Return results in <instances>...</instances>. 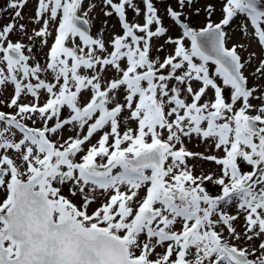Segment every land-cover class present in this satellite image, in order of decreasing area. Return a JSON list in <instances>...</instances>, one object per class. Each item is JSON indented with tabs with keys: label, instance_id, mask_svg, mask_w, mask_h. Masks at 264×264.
<instances>
[{
	"label": "snow or ice",
	"instance_id": "snow-or-ice-1",
	"mask_svg": "<svg viewBox=\"0 0 264 264\" xmlns=\"http://www.w3.org/2000/svg\"><path fill=\"white\" fill-rule=\"evenodd\" d=\"M29 3L0 8V264H264V0Z\"/></svg>",
	"mask_w": 264,
	"mask_h": 264
},
{
	"label": "rangeland",
	"instance_id": "rangeland-1",
	"mask_svg": "<svg viewBox=\"0 0 264 264\" xmlns=\"http://www.w3.org/2000/svg\"><path fill=\"white\" fill-rule=\"evenodd\" d=\"M7 4V0H0V8L2 7H5ZM161 7V10L162 9V6L161 5H158ZM34 7H35V0H30V3L26 6V8L24 9V15H25V18H28L29 16L32 15V12L34 10ZM142 7V5H141ZM96 27H100L101 24H102V21H104L105 19L108 20L109 22V27L111 28V26L116 22L114 18H107V17H104L103 16V13L101 12L100 8H97L96 9ZM129 18L132 19V13L129 12ZM8 19H9V14L8 13H4L3 14V18L0 19V23H7L8 22ZM204 17L203 15H201L200 17H193V23L195 24H200L202 21H203ZM94 31L96 30L95 28L93 29ZM117 30H118V25H117ZM233 43H244L246 46L247 44L249 43V41H247L246 39H241V35L239 33V31H235L233 33ZM255 49V45L253 44V47L249 49V51ZM242 55H244V53H241ZM189 148L192 149L193 151H203V148H195L193 147V145H189ZM207 167V165H205Z\"/></svg>",
	"mask_w": 264,
	"mask_h": 264
}]
</instances>
